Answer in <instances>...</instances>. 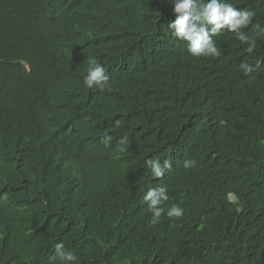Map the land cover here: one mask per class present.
I'll use <instances>...</instances> for the list:
<instances>
[{"label": "trees", "instance_id": "trees-1", "mask_svg": "<svg viewBox=\"0 0 264 264\" xmlns=\"http://www.w3.org/2000/svg\"><path fill=\"white\" fill-rule=\"evenodd\" d=\"M228 2L264 25V0ZM174 19L168 0H0V264H63L58 242L75 264H264V63L239 68L264 38L195 58ZM161 185L184 215L153 225Z\"/></svg>", "mask_w": 264, "mask_h": 264}, {"label": "clouds", "instance_id": "clouds-1", "mask_svg": "<svg viewBox=\"0 0 264 264\" xmlns=\"http://www.w3.org/2000/svg\"><path fill=\"white\" fill-rule=\"evenodd\" d=\"M168 2L172 5L175 19L170 21L163 30L170 31L178 41L185 43L187 51L192 57H219L221 51L215 38L223 36L225 32L234 34L241 44L247 45L245 51L249 54L255 52L257 40L264 38V25L259 22L253 24L254 10L234 7L228 0H168ZM250 25L252 26L251 35L245 31ZM261 63L264 61L256 62L255 66L244 62L239 65V68L245 76H248L256 71ZM108 80L109 76L105 67L92 59L89 71L83 80L84 85L89 89L103 90ZM111 139V136H105L102 138V143L108 145ZM128 143L126 137L121 140L122 145ZM195 163L194 159L188 158L182 161V166L189 169L195 166ZM145 164L151 175L157 179L162 178L166 170L172 168L170 160H161L159 157L150 158L145 161ZM143 199L147 202L148 209L152 213L151 223L153 225L160 222V218L165 212L170 219H179L184 215V209L177 204L165 209L164 204L169 199L166 186L149 188ZM57 259L63 264H75L78 257L74 252L66 249L63 242H58L50 257L51 261Z\"/></svg>", "mask_w": 264, "mask_h": 264}]
</instances>
